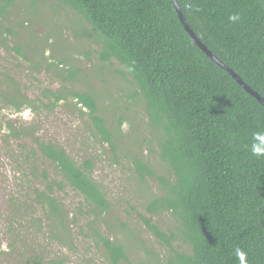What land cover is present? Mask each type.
Wrapping results in <instances>:
<instances>
[{"label": "trees", "instance_id": "1", "mask_svg": "<svg viewBox=\"0 0 264 264\" xmlns=\"http://www.w3.org/2000/svg\"><path fill=\"white\" fill-rule=\"evenodd\" d=\"M58 1L91 26L101 43L99 58L116 60L144 101L165 172L157 174L135 155L131 160L138 182L156 183L157 193L149 194L145 207L150 217H140L167 248L163 259L155 256V264H239L237 247L246 252L247 264H264V157H254L248 149L252 133L264 130V107L196 46L172 0ZM176 1L202 44L264 99V0ZM13 2L0 0V29ZM234 13L240 19L232 23L228 17ZM1 77L0 102L6 107L15 112L28 108L38 115L71 98L79 114H87L94 138L116 152L112 129L98 115L93 94L45 88L32 99L13 79ZM60 77L71 82L75 73L69 70ZM122 123L119 118L114 131ZM2 128L11 137L29 139L32 155L49 161L60 176L53 178L42 168L43 187L32 191L60 239L69 240L72 221L57 193L68 186L82 195L79 213L85 215L108 264H134L115 237L91 227L100 223L112 229V205L91 176V162L77 163L60 145L42 141L31 126L17 127L6 120ZM160 214L177 219L186 251L174 249L172 234L152 222L151 217Z\"/></svg>", "mask_w": 264, "mask_h": 264}, {"label": "rangeland", "instance_id": "2", "mask_svg": "<svg viewBox=\"0 0 264 264\" xmlns=\"http://www.w3.org/2000/svg\"><path fill=\"white\" fill-rule=\"evenodd\" d=\"M7 15L0 29V75L13 79L32 99L45 88L93 94L98 115L113 130L116 152L94 138L87 114L80 115L71 98L38 115L28 108L15 112L0 102V244L8 249H0V264H26L29 259V264H108L98 238L87 229L85 215L79 213L83 202L79 192L67 186L57 193L72 221L69 240L62 241L59 230L50 227L32 191L43 187L42 168L53 178L60 176L53 164L32 155L29 139H16L3 130L6 120L16 122L17 127H33L42 141L60 145L79 164L89 160L91 176L112 205L108 214L112 229L98 221L91 227L112 240L115 237L131 263L155 264V256L163 259L167 248L140 217H150L145 207L149 194L157 193L156 183L138 182L131 156L142 158L157 174L165 169L157 159L138 89L116 60L99 58L101 43L91 26L58 0H14ZM69 70L74 71V80L63 81L60 76L66 77ZM119 118L122 126L114 131ZM151 218L163 232L172 234L174 249L187 250L175 217Z\"/></svg>", "mask_w": 264, "mask_h": 264}, {"label": "water", "instance_id": "3", "mask_svg": "<svg viewBox=\"0 0 264 264\" xmlns=\"http://www.w3.org/2000/svg\"><path fill=\"white\" fill-rule=\"evenodd\" d=\"M173 6L175 8V11L177 13V16L184 28V30L189 34L190 38L193 40V42L196 44V46L206 55L208 56L217 66H219L220 68L226 70L233 79L236 80V82L247 92L249 93L251 96H253L263 107H264V99L257 94L255 91H253L249 86H247L241 79L240 77L237 75V73H235L234 71H232L228 66H226L223 62H221L216 56H214L207 48L206 46H204L202 44V42L199 40V38L194 34V32L191 30V28L188 26V24L186 23L180 8L177 4L176 0H172Z\"/></svg>", "mask_w": 264, "mask_h": 264}, {"label": "clouds", "instance_id": "4", "mask_svg": "<svg viewBox=\"0 0 264 264\" xmlns=\"http://www.w3.org/2000/svg\"><path fill=\"white\" fill-rule=\"evenodd\" d=\"M239 19V14L235 13L228 17V20L232 23H235ZM248 149L252 156L257 158L264 157V130L252 133V139ZM0 249L4 251L8 250L6 244H0ZM234 256L239 261V264H247V254L241 248L237 247L234 249Z\"/></svg>", "mask_w": 264, "mask_h": 264}]
</instances>
